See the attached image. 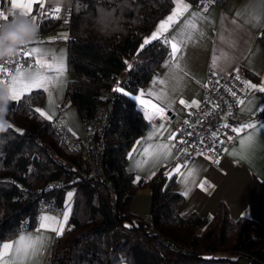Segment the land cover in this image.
<instances>
[{
  "label": "trees",
  "instance_id": "trees-1",
  "mask_svg": "<svg viewBox=\"0 0 264 264\" xmlns=\"http://www.w3.org/2000/svg\"><path fill=\"white\" fill-rule=\"evenodd\" d=\"M71 2L64 40L65 64L74 76L64 88L65 100L84 119L92 115L113 77L128 71L105 124L101 175L98 180L77 177L76 168L84 163L82 153L62 140L54 117L47 119L36 111L44 91L33 89L20 101H10L7 119L14 127L0 133V246L22 229L37 225L38 202L54 198L59 206L70 205V210L63 233L53 239L48 264H264L263 224L245 215L231 218L223 204L207 217L183 216L184 197L175 187L174 170L161 167L148 177H137L126 168L146 123L135 95L170 52L163 37L142 42L171 10L173 0ZM45 23L49 27L57 21ZM258 39L264 45V28ZM262 107L259 118L264 116ZM255 179L264 188V178ZM141 188L151 194L147 211L153 232L129 208ZM24 219L27 226L21 228ZM163 239L177 244V249L169 248Z\"/></svg>",
  "mask_w": 264,
  "mask_h": 264
},
{
  "label": "crops",
  "instance_id": "crops-1",
  "mask_svg": "<svg viewBox=\"0 0 264 264\" xmlns=\"http://www.w3.org/2000/svg\"><path fill=\"white\" fill-rule=\"evenodd\" d=\"M71 1L52 0L48 4L70 6ZM8 2L11 7L12 0ZM17 2L26 3L28 0ZM173 2L171 10L156 24L152 37L160 24L176 10L178 0ZM182 3L188 5L187 10L174 17L173 22L158 36L166 40L170 50L168 56L157 73L135 95L139 108L146 116V123L139 141L131 148L126 168L137 177H148L161 167L174 170L175 187L184 197L180 209L183 216L197 213L207 217L223 204L231 218L245 215L264 225V188L255 179L264 178V116L259 118L264 106V91L260 90L264 87V45L258 39V34L264 28V0H225L222 5L213 3L203 7L188 0H182ZM38 5L34 2L32 11ZM67 36L68 30L61 28L54 39L28 44V47L42 50L43 55L34 56L35 61L37 58L41 60V65L23 67L22 70L26 73L39 71L49 78L51 82L47 84V90L33 88L44 91L40 109L51 118L59 116L76 136L84 138L87 132L83 118L77 114L72 102L64 98L66 83L74 76L69 74L65 64L67 44L64 38ZM172 42L178 48L175 55ZM58 68H62V71H58ZM208 69L231 73L246 82L249 91L239 96L236 107L239 114L244 116V121L236 129L243 130L234 132L218 163H212L201 155L178 163L173 148L174 132L178 122L196 106L191 102H199ZM252 75H256V78ZM181 99L191 106L181 104ZM141 100L149 103L141 104ZM152 105L163 111H156ZM249 124L256 125L255 129L243 128ZM249 134L252 140L242 145L241 140ZM161 145H167V148L159 147ZM150 198L148 188L139 189L131 198L130 211L137 215L148 212ZM45 216L57 222L60 219L53 212L44 213L37 225L22 229L8 241H1L0 250L3 244L14 243L21 236L42 239L43 246L38 254L24 264H48L49 252L57 234L51 229L59 228V223L43 221L47 226L41 228Z\"/></svg>",
  "mask_w": 264,
  "mask_h": 264
},
{
  "label": "built area",
  "instance_id": "built-area-1",
  "mask_svg": "<svg viewBox=\"0 0 264 264\" xmlns=\"http://www.w3.org/2000/svg\"><path fill=\"white\" fill-rule=\"evenodd\" d=\"M218 0H198L195 5L205 6L207 4L217 3ZM54 5L45 3V8L41 10L39 5L32 11V15L38 17L39 34L34 41L54 39L57 32L62 29L68 30L70 21V6H59V18L40 16V12H50L54 9ZM14 10L10 7L8 0L0 2V12L8 15V20L12 19L11 13ZM56 20V25L46 26L47 20ZM0 21H3L0 19ZM28 47V44L25 46ZM23 67L35 65L34 57L28 58L27 61H21ZM14 67V66H13ZM128 71L122 70L117 76L111 80L108 87L103 90L102 100H100L92 115L83 119L86 137L83 140L78 139L75 134L67 127V124L59 117L53 119L54 128H56L59 136L70 146L77 148L82 153L84 163L82 167L76 168L77 177L91 176L94 180H98L101 175V161L105 139V124L109 118V112L113 108L114 95L117 89H121L125 83ZM2 78V76H0ZM246 82L236 75L208 69L203 87L202 96H200L198 106L196 105L191 111L179 121L173 137V145L176 151V161L184 163L187 159L194 155H201L210 159L212 163H218L224 155L227 145L235 135V131L239 124L244 120V116L237 111L238 98L248 93ZM235 93V95H233ZM227 125V127H224ZM63 165L66 161L56 157ZM60 183L59 185H61ZM112 187V183L108 182ZM72 187L66 190L71 192ZM114 195V190L110 189ZM37 214L35 215L34 224H38L39 215L44 212H53L60 218L64 214L65 206H59L55 203L54 198H41ZM144 221L148 222V231H155L151 217L148 212L140 215ZM27 226L26 220L20 222V227ZM162 243L166 244L172 250L177 249V244L163 239Z\"/></svg>",
  "mask_w": 264,
  "mask_h": 264
},
{
  "label": "snow or ice",
  "instance_id": "snow-or-ice-1",
  "mask_svg": "<svg viewBox=\"0 0 264 264\" xmlns=\"http://www.w3.org/2000/svg\"><path fill=\"white\" fill-rule=\"evenodd\" d=\"M39 3V8L43 10L45 8V3H52V0H28L26 3H18L17 0H12L11 7L14 10L11 13L12 16L14 15H24L27 17H30L38 26V17L36 15H32V7L33 3ZM188 8V5L183 4L182 0H178L177 8L176 10L170 15L166 21L162 22L157 30V33L153 34V39L158 38L159 34L166 30V28L169 26L170 22H173V18L176 16H179L182 14L183 11H186ZM206 10V9H205ZM60 12V8L58 4L54 7V9L50 12H40V16H49L54 18H59L58 14ZM0 19L3 21L8 20V15H6L3 12H0ZM66 38V37H65ZM149 41H145V43H148ZM32 43V42H30ZM29 43V44H30ZM172 52L173 55L178 51L177 44L175 42L171 43ZM43 55L42 50L40 48L36 47H25L21 46L20 49L17 52V55L10 59V60H4L0 61V84H4L9 89V100L10 101H20L22 96L26 93L31 91L33 88H44L47 90V84H49L51 81L49 78L42 75L39 71L35 73H26L24 72L23 66L21 61H27L28 58L34 57V56H40ZM35 63L37 65H41V60L39 58L36 59ZM14 66V67H13ZM51 67V65H49ZM58 71H62V68H58ZM250 87H256L255 85H249ZM120 90V89H117ZM261 91H264V87L260 89ZM143 95V94H142ZM235 95V93H233ZM181 104L185 106H191V105H197L198 102L193 100L191 102V105H188L186 101L181 99L179 101ZM141 104H148L149 101L141 100ZM242 104L243 101H240ZM153 108H156L155 105H152ZM37 112H40L42 116H45L47 119H51V116H48L47 113L43 112L40 109H36ZM156 111L162 112V109L156 108ZM14 127L12 124L9 125V128ZM224 127H227V125H224ZM256 125L249 124L244 125L243 128H252L255 129ZM243 129H233V131L239 133ZM252 135L249 134L245 139L241 140V144H245L246 141H251ZM161 148H167V145H161L159 146ZM148 150L146 149L145 152ZM170 151V149H169ZM178 171V170H177ZM192 173L190 172L189 175ZM139 179V178H137ZM187 193H185L186 195ZM72 193H69V199H71ZM52 220L53 223H59V228H52V231H56L57 234L63 233V223L55 221L54 218L50 217H43L41 228H45L47 225L43 221H49ZM67 221V214L64 215V222ZM43 246V240L42 239H34L32 237H26L21 236L16 242L14 243H6L2 245V250H0V264H24L26 260H28L30 257H34L38 254L39 250ZM5 257H8V259H5Z\"/></svg>",
  "mask_w": 264,
  "mask_h": 264
},
{
  "label": "clouds",
  "instance_id": "clouds-1",
  "mask_svg": "<svg viewBox=\"0 0 264 264\" xmlns=\"http://www.w3.org/2000/svg\"><path fill=\"white\" fill-rule=\"evenodd\" d=\"M38 34L39 26L30 17L18 14L11 20L0 21V61L14 58L20 47L34 41ZM9 103V89L0 84V133L11 124L7 119Z\"/></svg>",
  "mask_w": 264,
  "mask_h": 264
},
{
  "label": "rangeland",
  "instance_id": "rangeland-1",
  "mask_svg": "<svg viewBox=\"0 0 264 264\" xmlns=\"http://www.w3.org/2000/svg\"><path fill=\"white\" fill-rule=\"evenodd\" d=\"M151 38H152V36H151V34L150 35H148V36H146L145 38H144V40H143V42H142V45L143 44H146L145 43V41L147 40V41H149V39L151 40ZM44 41H49V40H44ZM69 72V74L71 75V73L73 74V72H70V71H68ZM69 101V100H68ZM69 199V196L67 197V200ZM69 210H70V205H66V207H65V211H64V214H62L63 216H62V218L61 219H59V222L60 223H65L64 222V215L65 214H69ZM67 217H68V215H67ZM58 219V218H57Z\"/></svg>",
  "mask_w": 264,
  "mask_h": 264
}]
</instances>
